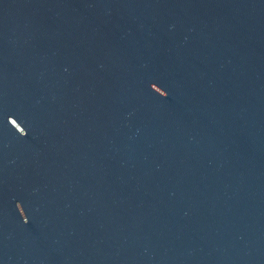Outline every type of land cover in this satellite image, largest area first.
<instances>
[{
  "label": "water",
  "instance_id": "water-1",
  "mask_svg": "<svg viewBox=\"0 0 264 264\" xmlns=\"http://www.w3.org/2000/svg\"><path fill=\"white\" fill-rule=\"evenodd\" d=\"M0 264H264V0H0Z\"/></svg>",
  "mask_w": 264,
  "mask_h": 264
}]
</instances>
